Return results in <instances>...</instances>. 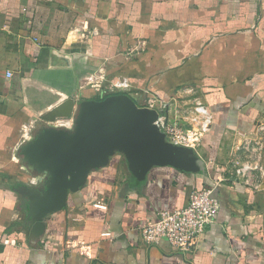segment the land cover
<instances>
[{"label": "crops", "instance_id": "obj_1", "mask_svg": "<svg viewBox=\"0 0 264 264\" xmlns=\"http://www.w3.org/2000/svg\"><path fill=\"white\" fill-rule=\"evenodd\" d=\"M125 78L137 100L173 109L195 88L213 117L206 173L154 167L141 182L116 155L32 235L14 190L33 181L24 139L49 111ZM214 185L220 210L194 251L145 243L160 211ZM0 264H264V0H0Z\"/></svg>", "mask_w": 264, "mask_h": 264}, {"label": "water", "instance_id": "obj_2", "mask_svg": "<svg viewBox=\"0 0 264 264\" xmlns=\"http://www.w3.org/2000/svg\"><path fill=\"white\" fill-rule=\"evenodd\" d=\"M69 99L49 111L43 120L74 116L72 129L43 125L20 146L24 168L38 185L21 182L14 187L21 195L31 234L41 236L46 218L63 210L70 193L83 188L90 174L121 155L138 181L154 167H173L188 173H206V160L192 147L175 145L155 124L156 109L139 106L127 93H114L82 100ZM75 109V110H74Z\"/></svg>", "mask_w": 264, "mask_h": 264}, {"label": "built area", "instance_id": "obj_3", "mask_svg": "<svg viewBox=\"0 0 264 264\" xmlns=\"http://www.w3.org/2000/svg\"><path fill=\"white\" fill-rule=\"evenodd\" d=\"M7 74L9 77L12 76L10 72ZM130 88V82L125 78L110 84L108 92L127 93L133 97ZM186 91L190 96L193 95L191 104L184 103L181 104L182 106L173 109L170 107L169 101L156 94H150L143 95L138 105L158 111L159 116L155 120V124L165 133L169 142L192 147L198 152L203 135L210 130L213 124V117L208 106L196 94L195 88H187ZM133 98L139 101L135 97ZM47 123V125L54 127L72 129L74 116L56 118ZM32 138L33 136L24 139L23 143ZM246 145L249 149V144ZM251 170L252 165L244 163L235 166L233 174L237 178H246ZM41 179V176L33 177L32 184L38 185ZM215 186L193 190L190 194L189 203L184 208L160 211L156 221L149 222L141 228V235L145 243L153 245L161 239H167L172 247L179 252L194 251L198 247L206 228L216 220L220 210L219 200L214 195ZM95 206L107 208V205L102 202L95 203Z\"/></svg>", "mask_w": 264, "mask_h": 264}, {"label": "rangeland", "instance_id": "obj_4", "mask_svg": "<svg viewBox=\"0 0 264 264\" xmlns=\"http://www.w3.org/2000/svg\"><path fill=\"white\" fill-rule=\"evenodd\" d=\"M48 121L47 120H44V125H47L48 123H47ZM36 132V131H35ZM35 135V134H34ZM33 135V136H34ZM24 144V143H23ZM200 149V147L198 148V150ZM18 157H19V160H20V163L24 166V163H23V161L21 160V156H20V152L18 153ZM23 171H27V169H25L24 168V170ZM28 173H30L29 171H27Z\"/></svg>", "mask_w": 264, "mask_h": 264}, {"label": "trees", "instance_id": "obj_5", "mask_svg": "<svg viewBox=\"0 0 264 264\" xmlns=\"http://www.w3.org/2000/svg\"><path fill=\"white\" fill-rule=\"evenodd\" d=\"M110 94H114V93H110V92H108V93L104 94L103 96H99V97H97L96 99H97V100H100V99H102V98H104V97H106L107 95H110ZM140 101H141V100H140ZM140 101H137V103L140 102Z\"/></svg>", "mask_w": 264, "mask_h": 264}]
</instances>
